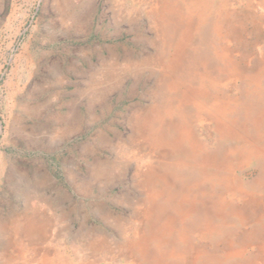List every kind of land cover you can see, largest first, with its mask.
Instances as JSON below:
<instances>
[{"label":"rangeland","instance_id":"rangeland-1","mask_svg":"<svg viewBox=\"0 0 264 264\" xmlns=\"http://www.w3.org/2000/svg\"><path fill=\"white\" fill-rule=\"evenodd\" d=\"M148 1L0 0V264H129L135 234L169 218L136 262L264 264V0ZM156 160L168 185L151 201L140 174Z\"/></svg>","mask_w":264,"mask_h":264},{"label":"bare ground","instance_id":"bare-ground-1","mask_svg":"<svg viewBox=\"0 0 264 264\" xmlns=\"http://www.w3.org/2000/svg\"><path fill=\"white\" fill-rule=\"evenodd\" d=\"M153 1H154L153 3H155V5H153L152 8L157 13L161 14V13H164L166 11H169V7H167V5L165 7V5L161 2V0H153ZM204 2H205V0H198V3L199 4H202ZM148 6H149V4H148ZM203 8H204V6H203ZM150 10H152V9H150ZM146 12H149V9ZM205 12L206 11L203 9L202 13H200V17L201 18L206 17V13ZM191 34H192L191 27L189 26L187 28V30H185L183 32V36L181 38L180 44L176 48L175 53L173 55V60H172V62L170 64V66H169L170 68L171 67H176L177 66V63L181 60V57H182L183 52H184V49H185L187 43L190 42V35ZM150 66H152V65L150 64ZM162 72H163V70H162ZM157 73H158V71H157ZM164 73H166V72L164 71ZM176 86H178V84L177 83H173L172 87L174 88ZM202 93H203L202 90L197 92V91H195V90H193L191 88H186V91L184 92L182 104L194 103V104H197L198 105V98H199V96H201ZM224 113H225V105L222 106L219 109L218 113H217L218 114V129L222 133H228V134H230V131H231V127L230 126H231V124L229 123L228 120L225 119ZM189 138H190V133H189L188 130H186L184 128H178L177 136L171 142H166L165 143L163 141V138L160 137V136H158L156 133H150L148 135L147 141H148V145H149L150 148L152 147L154 149L155 148L157 149L160 146L161 147L164 146V143H165L166 145H169L170 147H172L173 150H177V149L181 148L183 146L184 142L187 141ZM194 154H195V151L192 150V147H191V150L190 149L188 150V156L190 158H192L193 157L192 155H194ZM251 154L252 155H255V156H258V154L264 156V150H262V149H256L254 151H251ZM163 155L165 156V154H163ZM179 163H176V164H179ZM211 164L212 163L210 162V160H203L201 162V167H202V169L205 170V169L209 168V166ZM106 174H109V172H107L105 169H103V168H100V169L97 168L96 169V175L97 176L100 175V177L105 178L106 177L105 176ZM123 174H125V173H123ZM140 177L142 179V181H141L142 184L144 186H146L147 187V190L149 191L148 197H149V200H151V201H153V200H155L157 198H160V196L163 194V191H164L165 187L168 185L167 174L164 173V170L162 169V165H161L160 160H156V161L150 162L148 164L146 170L144 172H142V174H140ZM182 201L183 202H181L179 204V206H178V208L176 210V213H179V216H181V219L184 221L186 219V217L189 218V217H191V215H193V213L195 212V209H196V205H195V201L194 200L193 201H190V199H187V197H185ZM141 216H142L141 217V219H142L141 221H143V223H145V222L148 223V222H150V220L153 221V218L155 217V212L153 211L152 207H150L148 209L143 210L142 213H141ZM139 221H140V219H139ZM153 224L149 228V233H146L145 231L138 232L137 234H135L136 237H135L134 241L131 242L127 246V254L129 256V259H130V263L129 264H143L141 262L144 259H146V257H147V255L149 253L148 252L149 251V247H150L149 245L151 244V242L156 241L158 243V245L159 244H163V243H161L162 238L164 236H166V234L168 232H170L171 229L173 230V228L175 226V219L174 218L167 219V222L165 223V225H164L163 228H156V226H154ZM34 231H35V226L32 225V224H31V226L27 227V229H26V232L29 233V234H31ZM98 245L99 244H93L91 250L93 252H96L99 249L98 248ZM259 246H261V245H259ZM135 254H139L141 256V262H136V260L133 259L134 258L133 256ZM173 256H174V254H173ZM262 259H260V260H262ZM84 264H94V262L87 261V263H86V261H85Z\"/></svg>","mask_w":264,"mask_h":264}]
</instances>
